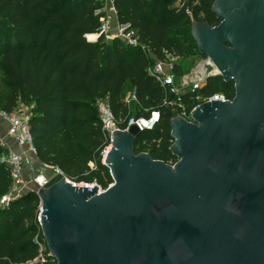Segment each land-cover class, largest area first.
Here are the masks:
<instances>
[{"label": "water", "instance_id": "water-1", "mask_svg": "<svg viewBox=\"0 0 264 264\" xmlns=\"http://www.w3.org/2000/svg\"><path fill=\"white\" fill-rule=\"evenodd\" d=\"M212 13L218 26L191 33L234 98L171 120L174 165L136 154L132 126L112 134L106 191L56 169L35 184L57 264H264V0H216Z\"/></svg>", "mask_w": 264, "mask_h": 264}, {"label": "trees", "instance_id": "trees-1", "mask_svg": "<svg viewBox=\"0 0 264 264\" xmlns=\"http://www.w3.org/2000/svg\"><path fill=\"white\" fill-rule=\"evenodd\" d=\"M215 1L116 0L118 23L135 32L133 47L99 35L102 0H0V109L11 114L19 105L28 107L37 157L76 184L95 183L103 190L113 184L99 156L104 132L95 103L100 99L126 122L131 107L135 119L159 113L134 150L174 165L171 120L183 113L190 117L197 96L221 93L232 100L235 88L216 76L198 91L171 95L147 70L165 53L182 58L187 45H194V22L219 25L212 13ZM174 74L182 76L179 63ZM127 86L136 98L131 106L125 102ZM7 152L0 140V159ZM10 186L9 171L0 162V198ZM39 207L37 194L30 192L0 209V264H57L43 240Z\"/></svg>", "mask_w": 264, "mask_h": 264}, {"label": "built area", "instance_id": "built-area-1", "mask_svg": "<svg viewBox=\"0 0 264 264\" xmlns=\"http://www.w3.org/2000/svg\"><path fill=\"white\" fill-rule=\"evenodd\" d=\"M115 1L116 0H102L103 6L97 12V14L101 15V24L98 29L99 35H103L106 41H111L115 38H119L126 45L135 47L138 45V41L135 37V32L130 29L129 24L118 23ZM186 13L189 14V11H187ZM143 50L150 53V50L146 49L145 47H143ZM179 60V57H175L172 54L165 53L163 60H155L151 67L147 70V73L153 77L156 83H158L165 89V92L167 94L177 96L179 95V91L175 83L176 76L174 74V65L178 63ZM208 65L212 66L213 64L209 63ZM208 77L209 76H207V78ZM203 84V81H201L199 84H195L192 92L202 89L204 87ZM196 101L198 104L192 109L190 117L185 118L187 117L185 113H183L181 117L185 118L188 121H191L192 112L200 105L211 101L226 102L232 100L228 99L224 94L218 93L208 98H204L199 95L196 97ZM125 102L128 106H131L132 103H135V94L132 92L127 98H125ZM95 108L97 110L98 118L102 123L104 132V143L99 151V156L101 157V161L104 165L106 156L112 149L113 132L128 131L132 126H137L141 130V132L144 130H153L155 125L159 121V113H152L149 119L130 118L127 122L118 120L114 116L107 99L97 100L95 103ZM0 119H4L9 123L7 135L11 138V140L18 148L17 152L8 149L7 154L3 155L0 159V162L4 164L8 169L11 179V186L8 193L0 198L1 209L8 207L15 198L23 195L22 191L24 189V165L28 161V159H30V157H37L38 152L33 145L32 133L29 126V109H27L26 106H23L20 109L17 108L11 114H8L0 109ZM70 182L75 187H93V185H88L85 183L76 184L72 181ZM45 183L46 180H43V182H41L39 178L35 179L34 181V185L38 184L40 186H43ZM98 191L99 193H101L106 190L98 189ZM39 210L41 213V207H39Z\"/></svg>", "mask_w": 264, "mask_h": 264}, {"label": "rangeland", "instance_id": "rangeland-1", "mask_svg": "<svg viewBox=\"0 0 264 264\" xmlns=\"http://www.w3.org/2000/svg\"><path fill=\"white\" fill-rule=\"evenodd\" d=\"M179 1V0H177ZM193 37V36H192ZM194 39V38H193ZM110 43V40L108 41ZM194 45H196L194 41ZM193 43H190L185 48L184 55L178 61L180 67L182 69V76H176L175 83L176 87L179 91V94H184L189 91H192L195 84H199L201 81L204 82L203 86L207 82V76L216 77L218 76V72L215 67L212 65H208L210 60L199 53L198 48L194 47ZM212 64V63H211ZM0 82H3V76L0 73ZM130 86L126 87L125 98H127L132 91L130 90ZM23 105H19L18 109L22 108ZM27 109H29L27 107ZM132 118L135 115V109L131 107ZM24 172H23V183L24 189L22 194H27L30 192L37 193L38 189L34 185L35 179L39 178V180L49 181L55 173L53 168L46 166L38 157H30L25 164ZM86 184V183H85ZM93 185V187H98V189L103 190L102 187L98 186L95 183L88 184ZM110 186V185H109ZM109 188V187H108Z\"/></svg>", "mask_w": 264, "mask_h": 264}, {"label": "crops", "instance_id": "crops-1", "mask_svg": "<svg viewBox=\"0 0 264 264\" xmlns=\"http://www.w3.org/2000/svg\"><path fill=\"white\" fill-rule=\"evenodd\" d=\"M8 128H9V123L4 119H0V140L2 141L3 146L14 152H17L18 151L17 146L11 140V138L7 135ZM25 166L26 165H24V167ZM23 172H24V169H23Z\"/></svg>", "mask_w": 264, "mask_h": 264}, {"label": "bare ground", "instance_id": "bare-ground-1", "mask_svg": "<svg viewBox=\"0 0 264 264\" xmlns=\"http://www.w3.org/2000/svg\"><path fill=\"white\" fill-rule=\"evenodd\" d=\"M41 182H43V180H40Z\"/></svg>", "mask_w": 264, "mask_h": 264}]
</instances>
